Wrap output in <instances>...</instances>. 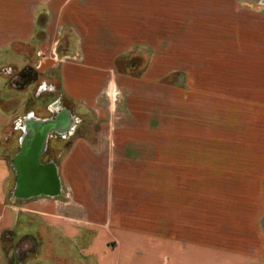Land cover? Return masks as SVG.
Masks as SVG:
<instances>
[{"label":"crops","instance_id":"crops-1","mask_svg":"<svg viewBox=\"0 0 264 264\" xmlns=\"http://www.w3.org/2000/svg\"><path fill=\"white\" fill-rule=\"evenodd\" d=\"M218 1L215 89L121 73L111 50L97 61L84 2L66 5L77 47L39 61L58 69L65 103L24 114L16 144L4 127L20 111L0 106V264H264V7ZM200 96L209 125H225L203 141ZM43 122L40 164L54 173L33 187L15 161ZM13 241L31 250L10 258Z\"/></svg>","mask_w":264,"mask_h":264},{"label":"rangeland","instance_id":"rangeland-1","mask_svg":"<svg viewBox=\"0 0 264 264\" xmlns=\"http://www.w3.org/2000/svg\"><path fill=\"white\" fill-rule=\"evenodd\" d=\"M74 1L84 2V44L92 48L97 61L108 62L111 50L120 53L116 68L121 73L217 87V72L213 70L217 65L212 62L218 56L214 43L220 42L215 37L217 25L212 12L216 0H0V106L20 111V117L4 127V138L18 143L17 128L22 130L24 114L33 112L39 117L49 112L50 105L60 108L65 103L58 69L43 72L39 61L61 59L67 47L69 53L76 49L78 39L71 35L75 29L64 26L65 7ZM238 1L245 7H264L263 0ZM67 36L74 46L67 45ZM25 69L35 71L33 81L17 85L15 79ZM115 79L123 83L121 74ZM126 95L119 89L118 100L123 102ZM168 96L174 97L171 92ZM196 101V110L202 113L198 131L203 141L210 138L209 127L221 129L225 125H209L208 99L200 96ZM97 126L89 113L84 129ZM27 250L31 249H25L24 243L13 241L10 258L18 255L21 259ZM21 264H26L25 260Z\"/></svg>","mask_w":264,"mask_h":264},{"label":"water","instance_id":"water-1","mask_svg":"<svg viewBox=\"0 0 264 264\" xmlns=\"http://www.w3.org/2000/svg\"><path fill=\"white\" fill-rule=\"evenodd\" d=\"M22 79L23 77L21 75L17 77L15 79L16 84H27L30 81H33L32 76H30L28 79ZM51 127V123L43 122L41 128L39 130H35L36 134L32 139L34 141L33 146H28L25 144L23 146V151H21V153L18 155L15 163L20 172L22 184H26L27 181H31L33 187L43 186V176L48 175V171H52L54 173L52 166L50 168L49 166L46 167L40 164V157L45 146V140ZM27 157H30L29 162L26 160Z\"/></svg>","mask_w":264,"mask_h":264},{"label":"flooded vegetation","instance_id":"flooded-vegetation-1","mask_svg":"<svg viewBox=\"0 0 264 264\" xmlns=\"http://www.w3.org/2000/svg\"><path fill=\"white\" fill-rule=\"evenodd\" d=\"M22 76L23 79H28L30 76H34L35 75V71L32 69H25L24 71H22L19 76ZM22 79V80H23ZM64 112V111H63ZM30 127V122L28 123V125ZM32 126V125H31Z\"/></svg>","mask_w":264,"mask_h":264},{"label":"trees","instance_id":"trees-1","mask_svg":"<svg viewBox=\"0 0 264 264\" xmlns=\"http://www.w3.org/2000/svg\"><path fill=\"white\" fill-rule=\"evenodd\" d=\"M10 264H13V261H11V263Z\"/></svg>","mask_w":264,"mask_h":264}]
</instances>
